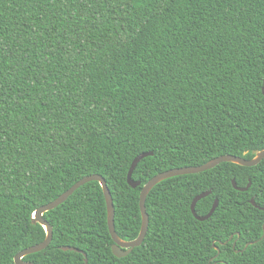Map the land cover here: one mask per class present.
Segmentation results:
<instances>
[{"label": "trees", "instance_id": "obj_1", "mask_svg": "<svg viewBox=\"0 0 264 264\" xmlns=\"http://www.w3.org/2000/svg\"><path fill=\"white\" fill-rule=\"evenodd\" d=\"M261 149L264 0H0V264L44 240L34 211L84 176L105 179L115 231L132 240L151 177ZM205 191L196 214L218 204L200 221L190 206ZM251 198L264 207V158L166 178L146 197L143 242L116 257L92 180L44 212L52 239L23 260L264 264V210Z\"/></svg>", "mask_w": 264, "mask_h": 264}, {"label": "water", "instance_id": "obj_2", "mask_svg": "<svg viewBox=\"0 0 264 264\" xmlns=\"http://www.w3.org/2000/svg\"><path fill=\"white\" fill-rule=\"evenodd\" d=\"M252 153H253V157L248 158V159L244 158L242 156H237V155H232V154H223V155L214 157L211 160H209V161H207L201 165L171 168V169L162 171V172L154 175L153 177H151L141 187V190H140L139 208H140V213H141V226H140V231H139L138 236L132 240L121 239L115 231L113 199H112L111 193L107 187L105 179L99 174H91V175L84 176L80 180L76 181L72 186H70L62 194H60L57 198L48 202L45 205L38 207L34 211V213L32 215V222L40 223L46 231V236H45L43 241H41L35 245L29 246L27 248H24L21 251H19L17 254H15L14 262H15V264H36L34 262H31V261L23 260V257L28 255V254L43 250L44 248H46L48 246V244L50 243V241L52 239V233H53L52 226L43 218L44 212L51 210V209L55 208L56 206H58L59 204L63 203L79 186L83 185L86 182L96 180L99 182V184L102 187V191H103V195H104V199H105V203H106V210H107L108 230H109L110 236L113 240V243L111 245V251H112V254L114 256L123 257V256H126L132 250V248H134L135 246H139L143 242V239H144L145 234H146L147 229H148V223H149V216H148V213L146 211L145 200H146V197H147L148 193L150 192V190L157 183H159L160 181H162L166 178L172 177V176L202 172V171H205V170H208L210 168L215 167L216 165H218L221 162H233V163L243 165V166H253V165H256L261 159L264 158V149L254 150V151H252ZM152 154H153L152 151L143 152L134 158V160H133V162L129 168L128 174H127V182L131 187H137L138 185H140L139 180H133L132 179V172H133L134 168L136 167L137 163L142 158H144L148 155H152ZM231 182H232L233 187L237 190H240V191L247 190L251 184V181L249 180V182L246 186L239 187V186H237L234 178L231 180ZM209 193H210V191L202 192V193L196 195L191 202V206H190L191 212H192L193 216L200 221H203V220L209 218L211 216V214L213 213V211L215 210V208L217 207V204H218V200L215 199L207 214L202 215V216H199L196 214L195 205H196L197 201L200 200L201 198L205 197ZM250 201L253 205L258 207L259 209L264 210V207H260V206L256 205L254 199L251 198ZM263 235H264V224H263L262 236ZM225 243L226 242H223V244H225ZM251 243L252 242H248L245 245V247ZM215 248L217 249V247H215ZM62 249L79 251L76 248H71L68 246H64V247H62ZM86 261H87V259L85 258V262Z\"/></svg>", "mask_w": 264, "mask_h": 264}]
</instances>
